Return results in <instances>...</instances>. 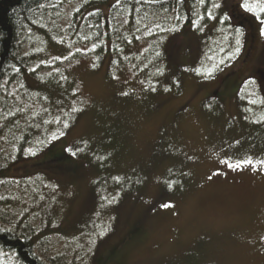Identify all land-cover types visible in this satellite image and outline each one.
I'll list each match as a JSON object with an SVG mask.
<instances>
[{"label": "rangeland", "instance_id": "374dc122", "mask_svg": "<svg viewBox=\"0 0 264 264\" xmlns=\"http://www.w3.org/2000/svg\"><path fill=\"white\" fill-rule=\"evenodd\" d=\"M118 1L100 7L105 16ZM242 1L215 3L243 25L239 39L212 5L201 29L142 39L112 72L109 52L68 36L30 44L40 59L0 98L34 143L18 154L22 135L5 137L0 183L17 196L9 217L46 261L264 264V16L253 14L264 3ZM73 19L72 9L64 27ZM25 85L40 90L24 95Z\"/></svg>", "mask_w": 264, "mask_h": 264}, {"label": "trees", "instance_id": "16d2710c", "mask_svg": "<svg viewBox=\"0 0 264 264\" xmlns=\"http://www.w3.org/2000/svg\"><path fill=\"white\" fill-rule=\"evenodd\" d=\"M109 1L0 0V92L5 83L24 80L27 73L32 70L33 64L40 59L38 51L34 53L30 50V44L33 45L34 42L40 45L53 40L55 45L60 36L62 38L68 36L75 43H88L94 46L97 54L105 51L112 55L113 59L109 65V70L112 72L118 69V65L122 64L124 58L130 57V46L142 39L158 36L162 32L178 33L181 26L194 25L197 21L199 24L196 29H201L212 19V16L207 13L212 5L210 9L215 19L220 22L227 21L220 30L231 29L229 33L234 40L244 34L242 24L233 23L226 14L224 15L220 5L215 6L218 0H119L111 6L109 15L105 16L100 7L108 4ZM247 1H242L243 7L250 2V0ZM252 1L264 3V0ZM76 6L77 9H74ZM72 9L74 19L64 27V19ZM255 9L250 8V11ZM86 10L88 12L84 14ZM253 14L262 17L264 11L260 13L255 10ZM82 15L83 20L79 23ZM36 25H41L44 32L30 33L29 29H33ZM220 30L211 33L208 39L213 38V34L219 35ZM195 32L198 34L201 30ZM164 44V41H160V44H152L155 50L148 54L150 61L156 53L162 55L166 51ZM234 46L237 48L238 43H234ZM151 63L143 65L141 69L151 71L153 68ZM46 81L48 80H43V82ZM39 82L42 83V81ZM248 84L249 82H244L241 91L245 90ZM25 87L27 89L24 87L21 89L24 95H35L33 93L40 90V86L38 88L25 85ZM257 94L260 93L257 92ZM257 99H259L258 96ZM11 103L0 98V112H2L0 143H5L6 138L11 143H14L16 139L18 143L22 135L17 147V153L21 154L26 146L34 141L31 135H27V131L24 130L23 133L20 126L9 122H14L9 118L8 113ZM22 114H26V111L21 112ZM1 147L0 179L6 177V173L9 174L8 166L11 161L9 155L2 154ZM3 188L4 185L0 183V264L14 261L15 264H66L59 262L53 256L46 261L37 252L34 246L35 235L21 232L15 221L9 217L8 207L11 201L15 203L16 193H13L9 186L7 189Z\"/></svg>", "mask_w": 264, "mask_h": 264}, {"label": "snow or ice", "instance_id": "6c2138e0", "mask_svg": "<svg viewBox=\"0 0 264 264\" xmlns=\"http://www.w3.org/2000/svg\"><path fill=\"white\" fill-rule=\"evenodd\" d=\"M216 6H218V5H216ZM245 7H247V5H245ZM261 11H264V9H261ZM245 163H246V164H251V161H245ZM235 167L239 168L240 165L237 164V165H235ZM163 207H170V205L165 204V205H163Z\"/></svg>", "mask_w": 264, "mask_h": 264}]
</instances>
